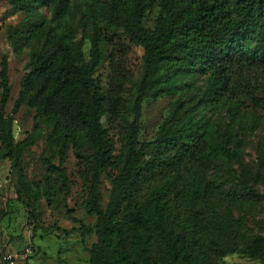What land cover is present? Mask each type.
<instances>
[{
    "label": "trees",
    "instance_id": "1",
    "mask_svg": "<svg viewBox=\"0 0 264 264\" xmlns=\"http://www.w3.org/2000/svg\"><path fill=\"white\" fill-rule=\"evenodd\" d=\"M1 1L26 13L9 32L14 52L29 49V61L7 114L12 85L8 58L2 59L0 162L13 160L19 185L32 194L35 217L40 186L31 187L23 168L35 133L21 141L14 135V116L23 103L51 129L47 146L58 162L46 159L49 180L59 179L69 192L71 150L87 143L92 152L85 209L96 224L81 223L83 233L97 235L90 264H221L233 253L264 264V234L247 235L245 218L233 209L264 193L245 182L240 197L210 177L217 161L237 156L246 99L264 111V0H93L79 19L84 30L91 29L84 31L91 43L88 58L85 37L77 39L66 23L72 0H45L51 17L40 20L42 0ZM150 9L154 23L146 27ZM122 35L143 50L138 79L123 61ZM104 43L111 46L105 90L95 77L105 58ZM252 72L262 73L263 81L253 83ZM199 76H205L202 88L193 80ZM129 83L133 101L124 97ZM167 94L176 95L169 115L154 140L140 142L143 102ZM220 105L228 114L225 125L213 118L212 109ZM126 111L133 121L125 132L126 147L118 152L104 119L116 121ZM260 117L250 113L249 128ZM108 168L119 173L104 208L101 176Z\"/></svg>",
    "mask_w": 264,
    "mask_h": 264
},
{
    "label": "rangeland",
    "instance_id": "2",
    "mask_svg": "<svg viewBox=\"0 0 264 264\" xmlns=\"http://www.w3.org/2000/svg\"><path fill=\"white\" fill-rule=\"evenodd\" d=\"M93 0H72L71 13L66 19L69 27L76 30L77 39L84 38V31L89 33L79 23L84 12L91 7ZM154 10H149L145 20L146 27H152L154 23ZM26 16L25 12L16 11L6 1L0 2V73L1 63L4 56L8 58L9 79L12 85L11 97L6 105L5 112L10 114L16 99L19 96L22 77L28 71L29 49L23 54H16L10 41V27L17 25ZM51 11L45 0L37 5L36 18L49 19ZM120 41L126 46L123 53L125 65L138 79L142 69V53L140 46L131 44L122 35ZM118 39V40H119ZM117 40V41H118ZM91 43L85 37L83 51L89 57ZM105 58L98 66L95 77L105 90L111 75L109 52L111 46L104 43ZM253 83L263 81L260 72L251 73ZM240 78H242L240 76ZM198 88H202L205 76L193 79ZM0 78V99L2 95ZM262 93L260 92V95ZM129 101L135 99L134 86L129 83L124 94ZM176 95L167 94L159 98H148L143 102L141 127L138 136L140 142L151 141L156 138L157 132L163 120L169 115L172 102ZM214 111L213 118L219 124L228 123V114L225 106L220 105ZM261 115L254 124V129L249 128L250 113ZM264 111L255 109L249 99H246L242 109V129L240 145L235 159L219 160L210 168V177L216 184L226 191L238 192L243 197L246 189L245 182L257 193H264ZM133 121V114L124 112L116 121L104 119V125L114 141L118 152L126 147V129ZM48 127L36 110L23 103L19 112L14 116V135L16 141L27 138L32 132L35 133L33 146L27 148L23 155V168L26 181L35 187L40 186V196L36 202L35 217L31 210L32 194L23 191L18 183V171L14 167L13 160L0 162V249L20 255L19 264H90L89 249L97 241L95 232L85 234L81 230V223L89 228H94L96 216L90 215L85 209L88 199L91 179V150L87 143L79 151L71 150L66 164L70 177V191L62 186L59 179L47 178L46 159L54 157L47 146V136L50 132ZM119 171L108 168L101 176V191L104 199L103 207L108 203L112 189V178ZM50 191V196L45 194ZM248 190V189H247ZM254 201V202H253ZM251 204L235 207L234 215L242 216L246 220L247 235L264 234V198H257ZM76 218L77 220H75ZM26 249L30 254H26ZM221 264H262L259 260L242 253H233L224 256Z\"/></svg>",
    "mask_w": 264,
    "mask_h": 264
},
{
    "label": "built area",
    "instance_id": "3",
    "mask_svg": "<svg viewBox=\"0 0 264 264\" xmlns=\"http://www.w3.org/2000/svg\"><path fill=\"white\" fill-rule=\"evenodd\" d=\"M26 254H30V250L26 249ZM20 255L7 250L0 249V264H19Z\"/></svg>",
    "mask_w": 264,
    "mask_h": 264
}]
</instances>
